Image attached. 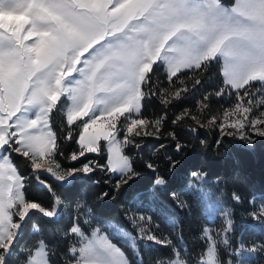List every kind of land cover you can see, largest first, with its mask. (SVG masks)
I'll return each instance as SVG.
<instances>
[{
  "label": "snow or ice",
  "instance_id": "obj_1",
  "mask_svg": "<svg viewBox=\"0 0 264 264\" xmlns=\"http://www.w3.org/2000/svg\"><path fill=\"white\" fill-rule=\"evenodd\" d=\"M0 14L14 18L0 24V264H54L43 239L21 243L42 235L36 218L76 241L66 264H144L142 249L154 245L173 257L158 264H264V194L259 205L249 199L243 223L258 240L235 242L233 209L225 208L219 231L202 227L195 260L177 246L182 234L165 235L160 223L178 228L175 209L201 206L208 195L206 173L181 171L187 145L177 126L193 137L215 128L216 155L227 138L250 151L264 140V111L248 98L264 91V0H0ZM214 65L220 83L201 106L210 113L213 99L235 102L222 114L201 119L184 108L169 120L192 90L182 85L190 76L192 88L201 85ZM153 99L161 113L149 118ZM55 113L64 117L59 125ZM165 138L175 141L174 156L163 143L147 144ZM89 181L100 187L91 203L81 190ZM232 199L243 201L236 192Z\"/></svg>",
  "mask_w": 264,
  "mask_h": 264
},
{
  "label": "trees",
  "instance_id": "obj_2",
  "mask_svg": "<svg viewBox=\"0 0 264 264\" xmlns=\"http://www.w3.org/2000/svg\"><path fill=\"white\" fill-rule=\"evenodd\" d=\"M233 0H223L225 5H231ZM220 66L214 65L212 69L204 74L201 85H197L192 88V77L190 76L186 83L182 87L192 89L190 92L185 94L182 101L176 102L171 110L167 112L169 120L175 113L180 112L182 109L187 108L192 110L194 113L199 112L201 119L205 115H215L220 113L223 103H227L226 97L222 100L216 101L213 99L210 108L211 112L208 113L207 109L201 106V100L208 95V93L213 92L220 83ZM159 81L164 82L166 85L165 76L163 74V67L161 71L157 73ZM258 86V85H257ZM163 91V87L161 88ZM231 100L233 97H229ZM161 104L153 99L147 103L145 108V115L149 118L157 116L161 113ZM64 119L61 113L54 114V120L57 125L61 123ZM72 127V126H69ZM59 130V129H58ZM171 130V128L169 129ZM179 138L184 144L187 145L183 154L179 157L183 161L182 173L184 170L193 171L200 170L206 173L205 179L211 189L215 190L218 194L222 195L225 202L233 209V223L235 225L233 231L232 239L235 242L241 240V237L249 235L251 237L253 234L243 227L244 214L243 210L249 209V199L255 197L256 204L259 205L261 202V195L264 194V140L258 141L254 151H250L241 146L238 140H232L227 138L225 140V146L223 147L222 154L216 155L215 142L218 136L215 128H210L207 130H202L198 137H193L192 134L188 133L186 130L176 127ZM207 141L208 147L205 149L200 141ZM104 143V142H101ZM160 143L167 146L166 154L170 156L175 155L174 144L175 141L165 138L163 141H156L149 139L147 144L153 146V148L158 147ZM74 146L68 144L65 147V154L67 155ZM149 153H145V159L148 158ZM90 158H97L96 154H89ZM156 163L160 165L161 170L166 166L165 161V151L161 150L155 157ZM61 162L67 165V160H61ZM146 176L148 174H145ZM94 179H106L97 173ZM218 181V182H217ZM144 180L141 179L139 183H143ZM81 190L86 193L88 202L91 203L95 197V194L100 191V187L93 185L90 181L85 182ZM61 195L64 193L57 189ZM236 192L239 194L243 201L241 204H236L232 199V193ZM187 199V197H186ZM45 202H47V197H45ZM174 207V206H173ZM111 211L119 212V208L111 209ZM86 209H81V215H84ZM178 216V228L161 223V227L164 229L166 235H171L175 232H180L183 236V244L179 241H175V236L173 239L177 246L182 252L185 250L188 253L189 259L195 260L196 254L199 253L203 247V242L199 239L201 235V229L204 226L207 219H205L206 213L204 211V206H193L190 210L175 209ZM36 222L41 224L44 231L42 235L40 234H30L21 243L25 247H30L34 245L38 240L43 239L50 248H54V254L50 253V259L54 261V264H66V260H70V256H66L65 253L70 244L75 243V240H69L68 238L59 235L55 229L50 225H45L42 220L36 218ZM67 220H63L61 224L57 225V228L61 230L66 226ZM130 230L131 226H127ZM51 229V230H50ZM121 245L125 247L131 259L135 257L131 254V249L129 244L122 240L121 237H117ZM143 256L144 264H158L160 261H167L173 258L171 251L162 246L154 245L151 249L143 250L141 252ZM226 255V254H225ZM222 252V258L225 260L227 257ZM24 255L22 254V257Z\"/></svg>",
  "mask_w": 264,
  "mask_h": 264
},
{
  "label": "rangeland",
  "instance_id": "obj_3",
  "mask_svg": "<svg viewBox=\"0 0 264 264\" xmlns=\"http://www.w3.org/2000/svg\"><path fill=\"white\" fill-rule=\"evenodd\" d=\"M14 20L13 17H5L3 14H0V24H3L7 21ZM222 64V62H221ZM257 89H259V85L257 86ZM249 99H251V102L253 105H256L259 111H264V91L261 90H254L252 93L249 94ZM227 103H223V106L221 107L220 113L229 108L235 101L234 98L231 100L229 97H226ZM246 105L241 102V107H244ZM237 116L234 114L230 119L235 120ZM103 142V141H102ZM238 142L241 144V142L238 140ZM106 143V142H104ZM206 180V179H205ZM205 188L208 192V195L206 197L205 203L203 204L204 206V211L207 216V222H205L203 227H210L213 228L216 231H219L223 226H224V221H223V209L225 208H230L228 204L225 202L224 198L222 195L218 194L215 190L211 189L210 186L208 185V182L206 180ZM186 199V197H185ZM242 214H244V220H245V215H246V210L242 211ZM245 222V221H243ZM250 222V221H249ZM165 234V233H164ZM166 235V234H165ZM223 235V233H221ZM233 237V234H232ZM123 241L129 244V242L126 241V238L121 237ZM245 243H249L253 240H258V236L252 235L249 237V235L243 237ZM239 242V241H238ZM76 243V241H75ZM77 246H79L77 244ZM222 252L224 255L226 252L223 251V246L221 245ZM228 259L227 254L225 255Z\"/></svg>",
  "mask_w": 264,
  "mask_h": 264
}]
</instances>
